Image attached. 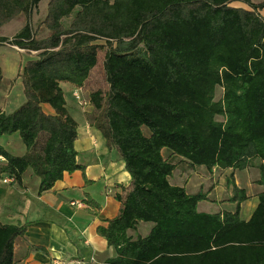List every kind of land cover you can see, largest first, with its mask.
<instances>
[{
  "label": "trees",
  "instance_id": "16d2710c",
  "mask_svg": "<svg viewBox=\"0 0 264 264\" xmlns=\"http://www.w3.org/2000/svg\"><path fill=\"white\" fill-rule=\"evenodd\" d=\"M40 1L0 0V26L26 17L0 44L36 51L16 74L24 100L0 109V136L18 133L25 148L14 154L0 144V178L20 184L31 169L42 193L64 172L83 169L60 83L82 87L104 49L108 87L89 92L87 118L131 177L114 195L117 215L97 226L115 252L106 264H264V0H48L42 22L50 33L37 38L30 17ZM254 159L263 189L248 219L239 214L245 190L233 178L226 201L234 208L213 213L197 209L207 191L187 193L168 181L181 160L211 170L245 168ZM141 221L152 223L148 233L130 235ZM25 228L0 222V264H15Z\"/></svg>",
  "mask_w": 264,
  "mask_h": 264
},
{
  "label": "crops",
  "instance_id": "0c3cea01",
  "mask_svg": "<svg viewBox=\"0 0 264 264\" xmlns=\"http://www.w3.org/2000/svg\"><path fill=\"white\" fill-rule=\"evenodd\" d=\"M60 85L67 108L77 122L75 158L83 169L64 172L49 190L42 193H37L39 177L31 169L24 172L20 184L0 180V222L26 224L23 235L15 240V264H106V258L115 252L97 233V226L105 225L106 219L117 215L120 201L114 195L130 185L131 177L118 151L109 147L101 131L90 124L87 118L92 109L89 99L88 104L81 107L73 97L76 86L68 82ZM78 88L82 93V87ZM6 101L0 102L3 111L10 104ZM42 107L47 113L53 112L46 103ZM163 153L166 154V150ZM178 159L174 158L173 162ZM258 164L259 160L254 159L251 166L241 169L215 166L209 170L203 165L190 166L181 160L176 163L168 181L184 186L187 193L207 191V200L219 204L214 206L216 210L199 211L213 213L234 208L235 203L226 201L231 194L230 180L233 178L234 183L245 190L247 197L240 202L239 214L242 219H248L257 205L258 193L263 189V185L255 182L259 176ZM220 189L227 193L225 197L211 195ZM71 201L80 205H72ZM144 223L147 222H139L128 233L132 236L147 234L152 223Z\"/></svg>",
  "mask_w": 264,
  "mask_h": 264
},
{
  "label": "rangeland",
  "instance_id": "374dc122",
  "mask_svg": "<svg viewBox=\"0 0 264 264\" xmlns=\"http://www.w3.org/2000/svg\"><path fill=\"white\" fill-rule=\"evenodd\" d=\"M252 1L258 2L260 0H252ZM47 2L48 0H41L38 3V6L33 10L30 17V23L32 29L35 31L37 38H45L50 33L49 28L42 22V19L44 18L47 12ZM231 4L236 7L248 8L246 4L241 3L239 1H233ZM260 13L262 14V16H264V7L260 10ZM70 19L71 17L63 18L62 20L63 24L67 26L68 23L70 22ZM25 21H26L25 15L22 13L18 14L15 18L11 19L10 21L0 26V36L11 38L16 32H18L21 29ZM96 42L100 44H104V40L101 39L96 40ZM35 55H36V51L34 50L29 51L27 49L20 48L16 45L9 44L7 42H3L2 44H0V67L2 72V80L0 84V102L2 100L7 99L6 102L10 103L7 106L8 108L5 107L6 110L5 112L11 111L24 100L21 80L16 74L17 71L21 69L25 61L28 58L34 57ZM103 57H104V49H99L97 63L94 66V68L91 70L88 78L86 79L84 85L82 86V93H80V99H77L73 95V97L77 100L78 104H80L81 107H84L86 106V104H88L87 99H89L88 94L90 91L96 88H101L106 90L108 87L102 68ZM221 95H222V87L217 86L215 89L214 98L219 99ZM216 119L221 120L222 118L221 116H216ZM0 144L7 147L14 154H20L24 150V145L21 142L18 133H14L13 135H11V137H7V135L0 136ZM226 194H227L226 192L220 189L218 192H212L211 195L225 197ZM218 204L219 203L217 202L202 200L197 204V209L213 211L216 210V207L214 206ZM144 224L147 225L150 223L147 222ZM141 228L144 229V227Z\"/></svg>",
  "mask_w": 264,
  "mask_h": 264
},
{
  "label": "built area",
  "instance_id": "2783aa9c",
  "mask_svg": "<svg viewBox=\"0 0 264 264\" xmlns=\"http://www.w3.org/2000/svg\"><path fill=\"white\" fill-rule=\"evenodd\" d=\"M73 95L77 98V99H80V89L78 87H76L74 90H73ZM1 161H4V158L0 155V162ZM0 180L4 183H10L12 181H14L13 177L12 176H9V175H4L3 177L0 178ZM72 205L74 204H78L80 205L79 202H73L71 201L70 202Z\"/></svg>",
  "mask_w": 264,
  "mask_h": 264
}]
</instances>
